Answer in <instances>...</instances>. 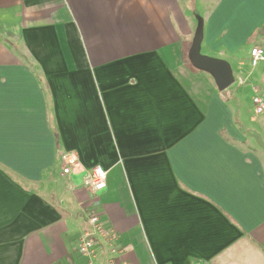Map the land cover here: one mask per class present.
Masks as SVG:
<instances>
[{"label":"crops","instance_id":"obj_1","mask_svg":"<svg viewBox=\"0 0 264 264\" xmlns=\"http://www.w3.org/2000/svg\"><path fill=\"white\" fill-rule=\"evenodd\" d=\"M199 26L223 92L188 61ZM255 45L264 0H0V264H86L95 213L128 264H264Z\"/></svg>","mask_w":264,"mask_h":264},{"label":"built area","instance_id":"obj_2","mask_svg":"<svg viewBox=\"0 0 264 264\" xmlns=\"http://www.w3.org/2000/svg\"><path fill=\"white\" fill-rule=\"evenodd\" d=\"M249 64L252 69L264 65V47L255 45L249 51ZM253 113L256 116L264 113V93L255 91L251 99ZM61 169L63 174L69 175L79 168L76 154H61ZM107 172L100 166L93 167L85 176L84 186L94 194L106 188ZM115 233L110 231L101 221L97 213L92 214L86 221L84 230L77 240V254L86 260V264H101V257L105 256L103 264H128L124 262L122 252L117 243Z\"/></svg>","mask_w":264,"mask_h":264},{"label":"water","instance_id":"obj_3","mask_svg":"<svg viewBox=\"0 0 264 264\" xmlns=\"http://www.w3.org/2000/svg\"><path fill=\"white\" fill-rule=\"evenodd\" d=\"M201 41L202 27L199 26L189 49L188 60L194 69L210 75L217 90L223 92L231 87L234 82L231 67L225 61L215 60L200 54Z\"/></svg>","mask_w":264,"mask_h":264},{"label":"rangeland","instance_id":"obj_4","mask_svg":"<svg viewBox=\"0 0 264 264\" xmlns=\"http://www.w3.org/2000/svg\"><path fill=\"white\" fill-rule=\"evenodd\" d=\"M188 61H189V60H188ZM243 65L246 66V65H247V61H244ZM252 72H253V71H252ZM252 72H251V73L249 72L248 77H250V75H252ZM233 79H234V78H233ZM233 83H235V81H234ZM250 106H251V105H250L249 103H247V106H246V107H248V109H250Z\"/></svg>","mask_w":264,"mask_h":264}]
</instances>
